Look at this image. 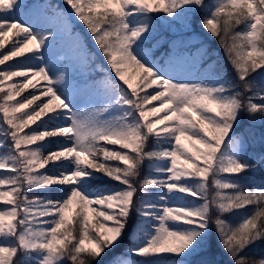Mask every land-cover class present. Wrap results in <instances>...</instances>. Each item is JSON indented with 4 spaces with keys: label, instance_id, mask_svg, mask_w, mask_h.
Wrapping results in <instances>:
<instances>
[{
    "label": "snow or ice",
    "instance_id": "6c2138e0",
    "mask_svg": "<svg viewBox=\"0 0 264 264\" xmlns=\"http://www.w3.org/2000/svg\"><path fill=\"white\" fill-rule=\"evenodd\" d=\"M63 2L0 0V50L16 37L0 52V264H191L213 231L227 264H264L248 255L264 244V178L246 176L264 155L250 162L234 131L245 112L264 120V0ZM201 11L236 81L198 66L206 48L155 57L160 15ZM73 16L110 67L99 81L77 75L94 56ZM105 178L120 187L95 186Z\"/></svg>",
    "mask_w": 264,
    "mask_h": 264
},
{
    "label": "trees",
    "instance_id": "16d2710c",
    "mask_svg": "<svg viewBox=\"0 0 264 264\" xmlns=\"http://www.w3.org/2000/svg\"><path fill=\"white\" fill-rule=\"evenodd\" d=\"M44 0H29V3H37L42 4ZM210 2V0H209ZM49 3L52 5H59L61 9L68 11V6L63 2V0H49ZM205 13L203 11L196 14L195 18L189 17L186 21H173L170 18H167L163 14L160 15L159 19L156 22V30L154 35L153 43L156 45L154 48V55L157 59H160L161 55L164 53L170 52L172 49V45L174 41L180 38V41L184 39L186 32H196L200 35V40L195 41L191 47L195 50L206 48L207 55L204 56L202 64L204 67H207L209 63L212 61H217L218 65L226 70L228 76L233 81L237 80L236 73L233 70L231 64L228 61V58L225 54L224 49L221 47L220 41L218 38L211 36L208 32H206L200 25L199 20ZM24 13H23V16ZM75 30L82 33L83 36L87 40V46L90 52L94 56V60L90 67L80 68L78 73H87L90 75L89 81H99L103 79L106 75L105 69L108 70V73L111 72L109 65L106 62L105 57L102 55L98 46L94 43L91 35L87 32L86 27L83 25L82 22H79L75 17L74 23ZM243 25L239 26L237 30H241ZM12 41L16 39L15 36L11 35ZM12 41L6 42L5 49L0 50V52L6 51ZM15 63L16 61H9ZM2 67V66H0ZM134 72L133 69H129V75ZM77 73V74H78ZM113 78H115L114 73L112 74ZM256 81L258 85L264 84V73H260L256 76ZM28 91H32V89L26 90L23 95H27ZM245 95H251V93H245ZM44 99V98H42ZM258 102V101H257ZM239 135H242L244 140L247 143V150L245 152V157L250 160V162H256L257 159L264 155V120L257 116H250L247 112L242 114V118L239 121L238 126L234 130ZM154 141H150L149 144L146 146L148 150L154 145ZM1 171V170H0ZM2 173H0L1 175ZM6 174V173H5ZM9 174V173H8ZM148 174V166L147 162H145V166L141 170L140 180H143L145 176ZM247 177L255 176L256 179L264 178V166L256 170L255 172H248L246 174ZM138 183V182H137ZM107 185L108 187H120L118 182H114L108 179H104L98 184L96 187H103ZM195 200V198H191ZM197 203H202L203 201H196ZM4 207L7 205L0 204V210H3ZM253 211L252 207L246 208L235 213L233 216H226L225 219L236 222L240 216L244 214H250ZM215 214H213L214 217ZM135 220V216H133V220L129 222V234L125 236L123 243L120 245L117 252L124 251L128 245L130 244V237H131V228L133 226V221ZM113 253H109L108 256L103 257L100 260L99 264H108L109 259ZM248 255L253 259H258L260 256L264 255V244H257L248 250ZM17 261L21 259L18 256L15 258ZM135 259V258H134ZM169 259H175L174 257H169ZM191 264H201L202 261L206 260H213L215 264H227L228 256L222 250L219 244V240L213 234L209 237L206 241L204 248L201 252L187 258Z\"/></svg>",
    "mask_w": 264,
    "mask_h": 264
},
{
    "label": "rangeland",
    "instance_id": "374dc122",
    "mask_svg": "<svg viewBox=\"0 0 264 264\" xmlns=\"http://www.w3.org/2000/svg\"><path fill=\"white\" fill-rule=\"evenodd\" d=\"M44 3H49V0H44V2L42 4H44ZM17 16H18V18H21V19L24 18V17H22L23 16V13L22 12H18L17 13ZM74 18H75V16L72 17L73 21H74ZM200 39L201 38H200V35L198 33H196V32H192V33L191 32H186L183 40L180 41V38H179L176 41H174V44L172 45V49L170 50V52H168V54H172V55H181V54H184V55H186L188 53H191L193 56H195L196 53H197V50H194L193 48H191V44L193 42L197 41V40H200ZM8 40L9 41H12L11 37ZM8 40H7V42H8ZM7 63H12V62H7ZM198 66H203V64L202 65H198ZM180 71L184 75H192V76H195L197 74L196 73V68L193 67L191 65V63H189L187 65H184L180 69ZM133 73L134 72H132L131 75H133ZM78 76H79V78L81 80H88V81L90 80V77L88 75H81L80 74ZM15 79L16 80H19V78H15ZM41 83H43V81H41ZM161 115H163V113H161ZM25 131H27V129ZM236 134H238V133H236ZM246 150H247V143L245 141V152H246ZM245 152H244V155H245ZM0 173H2L0 175V177H3L4 175H8V173L7 172H4L3 170H1ZM4 190H6V189H4ZM137 203H139L138 200H137ZM177 206H179V205H177ZM132 228H133V226H132ZM132 228H131L130 234H132Z\"/></svg>",
    "mask_w": 264,
    "mask_h": 264
}]
</instances>
